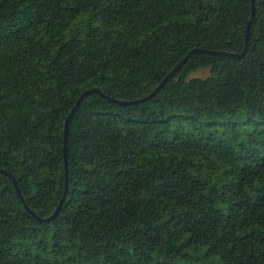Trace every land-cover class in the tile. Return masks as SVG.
Segmentation results:
<instances>
[{"label": "trees", "instance_id": "16d2710c", "mask_svg": "<svg viewBox=\"0 0 264 264\" xmlns=\"http://www.w3.org/2000/svg\"><path fill=\"white\" fill-rule=\"evenodd\" d=\"M255 6L237 57L252 0H0V264H264ZM189 53L82 100L47 219L81 94Z\"/></svg>", "mask_w": 264, "mask_h": 264}, {"label": "water", "instance_id": "95a60500", "mask_svg": "<svg viewBox=\"0 0 264 264\" xmlns=\"http://www.w3.org/2000/svg\"><path fill=\"white\" fill-rule=\"evenodd\" d=\"M255 13H256V6H255V0H252V17L249 21V25H248V34H247V37H246V40H245V48L243 50V52L241 53H235V52H229V51H222V50H212V49H206V48H194L192 52H197V51H201V52H206V53H210V54H217V55H224V56H237V57H243L246 55L247 53V49H248V44H249V31H250V26H251V23H252V20L255 16ZM190 53L183 59L181 60L172 70L171 72L164 78V80L155 88V90H153L150 94H148L147 96L145 97H142V98H138V99H135V100H118V99H114L110 96H108L105 92H103L101 89L99 88H93V89H88L86 90L85 92H83L81 94V96L78 98L74 108L71 110L69 116L67 117L66 119V122H65V130H64V156H65V159H66V187H65V192L55 210V212L47 219H53L57 216V214L60 212L63 204H64V201L66 199V196H67V193L69 191V180H68V176H69V164H68V161H67V144H68V135H69V124H70V121L72 119V117L74 116L78 106L80 105V103L82 102V100L89 94L93 93V92H96V93H99L100 95H102L103 97L107 98L108 100H111V101H115V102H118V103H121V104H134V103H138L140 101H144V100H147L151 97H153L166 83L167 81L184 65V63L186 62V60L188 59ZM5 172V171H4ZM13 180V183H14V186L15 188L17 189L19 195H20V198L21 200L23 201L24 205H25V208L31 213L33 214L34 216L38 217V215L30 208L28 202L26 201L22 191H21V188L19 186V183L17 181V178L15 177V175L11 174V173H7ZM40 218V217H38Z\"/></svg>", "mask_w": 264, "mask_h": 264}, {"label": "rangeland", "instance_id": "374dc122", "mask_svg": "<svg viewBox=\"0 0 264 264\" xmlns=\"http://www.w3.org/2000/svg\"><path fill=\"white\" fill-rule=\"evenodd\" d=\"M209 74H210L209 69H201V70H198L197 72L193 73V76L206 77Z\"/></svg>", "mask_w": 264, "mask_h": 264}]
</instances>
